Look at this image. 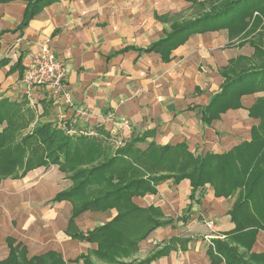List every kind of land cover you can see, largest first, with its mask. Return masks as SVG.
<instances>
[{
  "label": "crops",
  "instance_id": "0c3cea01",
  "mask_svg": "<svg viewBox=\"0 0 264 264\" xmlns=\"http://www.w3.org/2000/svg\"><path fill=\"white\" fill-rule=\"evenodd\" d=\"M212 1L57 0L45 3L22 29L28 2L0 0V61H9L0 68V105L16 103L33 114L20 137L47 125L72 142L67 154L55 153V162L49 159L43 166L20 169L17 177L0 178V264L13 258L31 263L37 256L64 264H226L210 260L213 240L228 241L246 258L256 256L253 264H264V231H236L232 210L238 194L219 196L207 185L195 203L189 178L137 166L140 170L130 171L125 182L141 179L145 184L110 197L115 201L121 196V203L89 206L103 197L97 191L106 189L95 185L99 180L80 188L85 179L77 176L106 163L136 139L142 152L184 145L195 157L228 154L252 141L261 120L251 110L264 93L243 96L239 108L209 122L204 121V110L221 91L225 74L235 76L264 62L256 57V49L264 51V19L258 12L245 21L248 28L239 35L232 36L228 29L186 33L168 60L150 50L175 26L210 12ZM44 45H50L66 67L72 106L63 98L53 99L49 88L29 95L21 83L33 54ZM109 114L117 127L106 122ZM71 124L77 130L94 128L97 137H85L88 144L77 142L82 137L69 133ZM30 157L28 153L25 161ZM148 158L144 154L143 159ZM160 176L169 178L153 180ZM113 183L119 188L118 179ZM136 207L166 225L132 248L114 247L120 241L116 233L87 239L90 232ZM189 207L188 221H178ZM132 220L118 229H128ZM174 237L190 240L187 249L153 259Z\"/></svg>",
  "mask_w": 264,
  "mask_h": 264
},
{
  "label": "trees",
  "instance_id": "16d2710c",
  "mask_svg": "<svg viewBox=\"0 0 264 264\" xmlns=\"http://www.w3.org/2000/svg\"><path fill=\"white\" fill-rule=\"evenodd\" d=\"M25 1L29 6L21 25L22 29L26 28L30 20L40 13L45 3L57 0ZM189 1L197 3V0ZM216 2L217 5L213 7ZM202 5V7L208 6V4ZM209 7L210 12L204 13L199 19L175 26L171 34L157 42L150 50L160 51L163 57L168 60L171 52L185 40V38H181L186 33L191 34L198 29L206 31L228 29L232 36L239 35L248 28V22L245 21L252 19L256 12L264 19V0H213ZM258 56L264 58V51L256 49V57ZM8 63V60L0 61V68ZM224 78L221 91L213 97L209 106L204 110L205 122L211 121L219 113L239 108L241 105L239 101L243 96L264 93V62L253 69L241 71L235 76L225 74ZM251 115L261 120V124L253 129L252 141L245 142L224 155L208 154L195 157L184 145L157 148L154 153L150 151L152 148L150 147L149 152H142L136 148L139 143V140L136 139L106 163L88 172L77 174L85 179L80 188L99 180L95 185H102L106 189H99L97 193L103 197L88 205H100L102 202L121 203V196L115 201L110 200V197L126 190L129 186L143 185L147 182L141 179H129L125 182L129 178L127 177L128 173L131 171L132 174H135V171L140 170L137 166H140L152 173H176L179 174V179L189 178L193 185L191 199L195 203H198L203 197L207 185L213 186L219 196L231 195L234 197L238 194L232 210V220L236 224V231L242 233L248 230L251 235H255L259 230L264 231V96L257 101L251 110ZM32 119L33 114L30 111L23 112L22 106L16 103L4 102L0 105V178L17 177V171L20 169H32L35 167L34 164L43 166L49 159H53L52 161L55 162V153L58 151L61 153L66 150L67 154L72 143L71 139L55 132L51 126H43L31 135L20 137L21 131L28 128ZM5 121L6 126L4 127ZM89 140V138L82 137L77 142L83 141L88 144ZM152 149L154 150V148ZM28 153L31 154V157L26 162ZM144 154L149 158L143 159ZM167 178L169 177L160 176L153 180L160 182ZM115 179L119 180V188L117 184L113 183ZM124 182L128 184L123 186ZM197 196H199V200H196ZM190 212L191 207L178 221L186 223ZM126 219H133L130 227L125 230L118 229ZM165 225L164 222L160 223L154 220L147 214V211L136 207L117 216L111 224L90 232L87 239L92 240L99 233H109L110 235L116 233L119 234L120 241L114 247L132 248L137 246L140 241L147 239L156 229ZM78 237L85 238L84 236ZM189 242L190 240L174 237L153 259L167 255L179 248L186 250ZM212 244L213 247L209 248L208 253L213 263L225 261L226 264H253L257 259L254 255L250 258L241 255L228 241L213 240ZM108 247L110 249L112 246ZM261 259H264V255ZM1 264L21 263L13 258L11 261ZM23 264H64V262L57 258L52 260L49 256H37L31 263Z\"/></svg>",
  "mask_w": 264,
  "mask_h": 264
},
{
  "label": "built area",
  "instance_id": "2783aa9c",
  "mask_svg": "<svg viewBox=\"0 0 264 264\" xmlns=\"http://www.w3.org/2000/svg\"><path fill=\"white\" fill-rule=\"evenodd\" d=\"M67 70L63 62L58 58L55 50L50 45H44L38 52L33 54L27 70L24 72L21 83L27 88L29 95L38 88H49L53 93V99L63 98L66 104L73 105V98L66 85ZM81 115H86V111L80 110ZM106 122L113 126H118L114 115H107ZM124 126L131 130L129 122H124ZM70 134L77 133L80 137H96L94 128L77 130L74 125L68 126Z\"/></svg>",
  "mask_w": 264,
  "mask_h": 264
},
{
  "label": "rangeland",
  "instance_id": "374dc122",
  "mask_svg": "<svg viewBox=\"0 0 264 264\" xmlns=\"http://www.w3.org/2000/svg\"><path fill=\"white\" fill-rule=\"evenodd\" d=\"M97 137V136H96ZM94 138V137H93Z\"/></svg>",
  "mask_w": 264,
  "mask_h": 264
}]
</instances>
